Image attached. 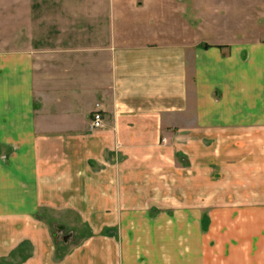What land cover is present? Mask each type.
<instances>
[{
    "label": "crops",
    "instance_id": "obj_1",
    "mask_svg": "<svg viewBox=\"0 0 264 264\" xmlns=\"http://www.w3.org/2000/svg\"><path fill=\"white\" fill-rule=\"evenodd\" d=\"M198 1L0 0V261L264 264V0Z\"/></svg>",
    "mask_w": 264,
    "mask_h": 264
},
{
    "label": "rangeland",
    "instance_id": "obj_2",
    "mask_svg": "<svg viewBox=\"0 0 264 264\" xmlns=\"http://www.w3.org/2000/svg\"><path fill=\"white\" fill-rule=\"evenodd\" d=\"M248 1V0H247ZM194 4H196L198 6V13H199V18H198V23L200 26V36L205 38V33L201 32L206 30L205 28L207 27L206 24H208V21H211L212 19L210 17H208L206 15L207 13V3L205 2V0H199L198 2H195ZM245 5H247L248 7L252 4L250 2V0L246 3H244ZM256 11H260L261 13V17L262 15H264V10L263 8H256ZM236 15L240 14V9H236ZM252 11H248L247 12V16L250 15ZM241 14H246V12H242L241 10ZM260 15H258L259 17ZM263 22H264V17L260 18ZM263 24V23H262ZM261 25V24H259ZM263 26V25H262ZM204 40V39H203ZM157 212V211H155ZM69 216V215H68ZM73 217H70L68 220H66V224L64 223V228L63 231L61 233H59V231L57 230L58 227H61L59 225H54L51 228V231L57 235V237L54 238V257L56 259L63 257L64 255L68 254L70 250H72L74 247L79 246L80 244H82V242L86 239H88L90 232L89 230L85 227V226H81L77 219L74 217V215H71ZM67 236V240L66 243H64L63 237Z\"/></svg>",
    "mask_w": 264,
    "mask_h": 264
},
{
    "label": "built area",
    "instance_id": "obj_3",
    "mask_svg": "<svg viewBox=\"0 0 264 264\" xmlns=\"http://www.w3.org/2000/svg\"><path fill=\"white\" fill-rule=\"evenodd\" d=\"M103 118L100 112H94L90 120V128L92 130H98L103 128Z\"/></svg>",
    "mask_w": 264,
    "mask_h": 264
},
{
    "label": "water",
    "instance_id": "obj_4",
    "mask_svg": "<svg viewBox=\"0 0 264 264\" xmlns=\"http://www.w3.org/2000/svg\"><path fill=\"white\" fill-rule=\"evenodd\" d=\"M57 230L59 231V233H61L63 231V227H58ZM54 236L57 237L56 234H54ZM67 238V236L63 237L64 243H66Z\"/></svg>",
    "mask_w": 264,
    "mask_h": 264
},
{
    "label": "trees",
    "instance_id": "obj_5",
    "mask_svg": "<svg viewBox=\"0 0 264 264\" xmlns=\"http://www.w3.org/2000/svg\"><path fill=\"white\" fill-rule=\"evenodd\" d=\"M206 47V46H205ZM0 264H12V263H10V262H8V261H4V260H2V261H0Z\"/></svg>",
    "mask_w": 264,
    "mask_h": 264
}]
</instances>
